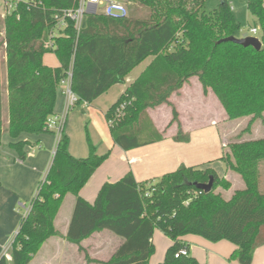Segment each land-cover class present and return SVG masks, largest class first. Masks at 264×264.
<instances>
[{
	"label": "trees",
	"instance_id": "1",
	"mask_svg": "<svg viewBox=\"0 0 264 264\" xmlns=\"http://www.w3.org/2000/svg\"><path fill=\"white\" fill-rule=\"evenodd\" d=\"M37 1L40 6L21 5L19 17L0 19V65L4 51L8 109L4 129L0 72V146L8 133L14 140L9 146L21 161L33 142L18 139L50 132L47 121L55 114L58 88L70 69L80 104H91L113 86L125 84L135 68L153 58L105 114L113 144L125 151L164 139L168 128L160 132L149 111L166 105L172 110L169 126H178L176 140H189L170 99L193 78L205 94L211 90L216 95L229 120L250 117L247 131L257 120L264 123V0H247L260 29V50L226 41L241 39V24L227 0H221L213 13L204 10L207 0H127V16L90 15L79 34L70 22L66 34L55 40V49H49L54 14L76 8L78 0ZM49 53L56 55L58 67L44 64ZM88 145V156L76 158L63 133L47 176L29 212L21 217L11 261L2 256L0 264H30L50 238L61 236L54 223L68 194L76 197L69 242L82 251L85 239L104 230L123 239L109 261L93 260L94 264H149L156 229L172 241L159 264H199L181 241L186 235L213 243L227 240L236 246L231 260L252 264L255 251L264 245V138L229 142L222 161L246 185L229 200L215 193L231 184L214 170L182 166L155 182L138 183L129 172L118 182L104 184L95 202L89 203L80 191L110 153L100 155L90 140ZM211 177V192L196 189V183H208ZM184 248L189 254L177 258Z\"/></svg>",
	"mask_w": 264,
	"mask_h": 264
},
{
	"label": "crops",
	"instance_id": "2",
	"mask_svg": "<svg viewBox=\"0 0 264 264\" xmlns=\"http://www.w3.org/2000/svg\"><path fill=\"white\" fill-rule=\"evenodd\" d=\"M152 60L153 58H148L140 64L137 67L140 68L138 71L135 68L127 76L125 84L115 85L93 103L82 105L94 107L95 111H92V115L95 116L96 112H99L105 118L109 108L142 74ZM44 64L53 68L60 65L59 61L44 62ZM194 80L197 79L193 78L190 82ZM190 82L178 95L175 94L170 99L179 113L182 134L188 136L189 140L186 142L176 140L178 126L177 124L169 126L172 110L167 105L149 111L151 120L160 132L168 128L164 139L129 151L113 144L111 131L105 118L107 124L105 140L104 143H96V148L100 155L109 152L110 156L80 191L82 198L89 203H94L104 184L118 182L129 172L133 173L138 183L155 182L182 166L214 170L219 177L230 182L231 187L227 191L233 189L234 181L238 185V190L245 189V182L240 175L231 171L222 161V156L229 152L228 136L234 132L228 128L243 118L229 120L224 107L211 90L205 94L198 80L199 87H189ZM65 102L66 99L59 87L55 114L64 112ZM64 134H66L65 130ZM106 135L109 136L108 140ZM25 139L33 142L32 147L25 148L27 152L25 161H21L17 152L9 146L14 140L8 133H4L0 146V258L7 245L13 241L18 221H21L17 206L26 207L29 203L30 208L39 183L47 176L58 144L57 137L52 131L40 135L22 134L18 140ZM69 152L76 158H84L89 154V147L87 150L80 151L70 147ZM235 191L231 194L233 195ZM75 203L76 197L68 194L54 223L61 236L50 238L30 264H65L63 259L69 253H72V258L66 261V264H94L93 260L107 262L115 254L117 248L123 243V239L116 238L107 230L96 232L85 239L81 243L82 251L67 240ZM181 241L189 246L191 255L198 260L199 264H240L230 259L236 246L227 240L213 243L200 236L186 235L181 238ZM171 245L170 240L168 248ZM252 264H264V245L255 251Z\"/></svg>",
	"mask_w": 264,
	"mask_h": 264
},
{
	"label": "rangeland",
	"instance_id": "3",
	"mask_svg": "<svg viewBox=\"0 0 264 264\" xmlns=\"http://www.w3.org/2000/svg\"><path fill=\"white\" fill-rule=\"evenodd\" d=\"M125 2L128 7L131 6L130 2L127 0H122ZM231 6L233 7V13L241 24V31L239 32V37H254L260 39L261 33L260 29L258 27L257 20L254 16L251 15V13L248 10L247 7V0H227ZM221 0H207L205 5V12L207 13H213L218 8ZM257 28L258 34L253 35L251 34V29ZM1 40L4 39V32L3 29L1 30ZM5 49V47H4ZM58 59L54 53H49L45 55L44 62H54L57 63ZM137 68L136 71H138ZM0 72H1V82L2 87L4 88L3 91V98H4V129L7 127L8 123V109H7V94H6V87H7V72H6V62H5V53L2 51L1 53V65H0ZM136 73V72H135ZM134 75V73L131 75V77ZM189 87H199L197 80H194V82H190ZM94 107H84L82 104H78L74 106L68 113L67 121L65 125V133L68 136L69 139V148H73L75 151L80 150H87L89 145V140L95 145L104 143L105 140V132H106V122L104 115L100 114L99 112H96V115H92V111H95L93 109ZM250 121V117H244L242 120H239L237 122H234V124H231L228 128L229 130H234L232 134H230L228 137V143L233 140H255L264 138V123L261 120H257L254 122V124L250 127L249 131H247V126ZM229 133V131H226ZM107 136V140L109 139V136ZM228 149L230 151V148L228 146ZM229 190V189H228ZM235 190H238V185L234 181L233 189L230 191L224 190L222 188H219L218 190H215V193H220L226 200L230 198L231 193ZM233 196V195H232ZM29 203L26 207L24 206H17V211L21 216L25 215L26 210L29 208ZM19 223L16 227V232L19 229ZM15 233V232H14ZM113 234V233H112ZM15 235V234H14ZM116 238L115 234H113ZM119 239V238H118ZM153 244H154V252L150 258L149 264H158L160 261L164 259L165 252L170 244V239L164 235L163 232L156 229L153 236ZM70 258H72V253L67 254L63 261L66 264V261H68ZM104 259L107 257H103Z\"/></svg>",
	"mask_w": 264,
	"mask_h": 264
},
{
	"label": "built area",
	"instance_id": "4",
	"mask_svg": "<svg viewBox=\"0 0 264 264\" xmlns=\"http://www.w3.org/2000/svg\"><path fill=\"white\" fill-rule=\"evenodd\" d=\"M21 5H25L28 8L31 6L37 7L41 5V2L37 0H0V19L5 20L8 16L15 14L19 17L18 11ZM90 15L125 17L128 15V8L126 3L122 0H78L76 8L63 9L54 14V26L49 33L48 48L55 49V40L66 34L70 22L73 23L75 30L79 34L86 28ZM250 32L253 35L258 34L256 28L251 29ZM244 38H246V36ZM72 85L73 71L70 69L59 85V87H61V93L66 99L64 112L50 116L47 121L48 130L55 133L58 142L64 133L69 111L74 106L80 104V99L74 93ZM81 104L88 105L86 102H81ZM29 210L30 208L26 210L25 215ZM17 233L18 231L15 233L13 241ZM13 241L7 245L3 251L2 256H6L8 261L11 260L10 251ZM188 254L189 251L184 248L176 254V257L187 256Z\"/></svg>",
	"mask_w": 264,
	"mask_h": 264
},
{
	"label": "water",
	"instance_id": "5",
	"mask_svg": "<svg viewBox=\"0 0 264 264\" xmlns=\"http://www.w3.org/2000/svg\"><path fill=\"white\" fill-rule=\"evenodd\" d=\"M226 41H232V42L238 43L244 47L251 46V47L255 48L256 50H260L262 47L261 40L258 38H254V37H246V38H241V39H237V38L232 37V38L226 39ZM195 187H196V189H198L200 191H203L205 193H209L213 190L214 178L211 177L210 181L208 183H205V184L196 183Z\"/></svg>",
	"mask_w": 264,
	"mask_h": 264
}]
</instances>
